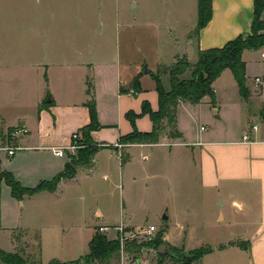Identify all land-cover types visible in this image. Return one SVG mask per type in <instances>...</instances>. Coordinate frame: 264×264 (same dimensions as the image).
Masks as SVG:
<instances>
[{
	"label": "crops",
	"instance_id": "0c3cea01",
	"mask_svg": "<svg viewBox=\"0 0 264 264\" xmlns=\"http://www.w3.org/2000/svg\"><path fill=\"white\" fill-rule=\"evenodd\" d=\"M212 7L211 20L194 40L191 34L196 31L197 23L195 29L194 26L188 27L183 36L174 35L176 30L171 27L168 48L148 50V53L155 54L152 63L148 62L147 51L141 46L132 45L136 35L129 27L125 32L129 42L125 54L119 57L116 53L107 60H96L92 29L85 28L79 37L72 33H58L56 45L52 48L46 42V30L40 26L31 28V31L28 27L18 28L26 36L17 38L10 34L14 28L0 26L1 168L11 172L25 187H34L40 181L51 180L64 171L71 153L67 151L66 156L60 157L52 148L69 145L72 134L92 122L91 102L95 104V122L98 125L89 132L90 140L94 143L113 146L121 136L133 132L134 125L127 117L129 112L138 114L135 118L138 131L151 132L154 122L148 113H143V106L147 103L152 110L157 111L160 104L157 83L152 73L162 72L164 66H171L188 56L190 41L195 57L199 50L223 47L238 36L252 34L254 0H213ZM194 9L191 11L198 16V0L194 3ZM252 51L259 52L262 59L251 57ZM166 57L168 61H163ZM242 58L246 62L247 100L242 98L232 71L233 80L217 84V79L227 68L213 82V97L206 96L199 103L180 101L175 125L170 126L167 119L163 120L160 138L170 141L132 146H167L168 159L174 160L182 170L171 172L170 198L173 196L178 202L188 203L191 190L204 192L207 189L219 198L220 206L206 221L214 224L218 231L221 224H225L224 230L229 235L222 242L218 238L213 244L206 241L191 243L189 233L193 230L190 227L192 224L177 223L181 231L176 233L175 225L169 224L171 211L165 220L168 221L167 226L162 229L163 239L173 246L183 247L184 251L203 245L212 246L214 250L205 254L199 264H264V120L258 130H253V124L247 131L248 120L264 118V83L259 84L255 80L256 77L264 79V46L256 50H244ZM145 66L150 70L148 73L144 71ZM139 74L140 87H135L132 82ZM166 75H161V82L166 90H170V78L169 83L166 82ZM120 88L125 91L121 92ZM204 109L209 110L206 116L215 123L212 133L205 135L208 127L202 129V125L199 138L192 140L184 125V117L196 121L195 112L203 116ZM236 119L238 124L233 123ZM165 124L168 130L173 131L169 136L163 134ZM17 126H24L27 132L10 136L9 131ZM175 132L180 136H175ZM245 133L249 134L248 140L244 139ZM10 146L22 148L9 155L3 148ZM103 150L106 148L95 153L92 165L79 166L74 177L63 178L55 191L25 194L19 199L12 195L9 185L3 182L6 194L2 198L0 193V242L4 231L29 228L23 220L22 208L36 200H55L62 192L61 188L66 189L73 183L80 186L83 180L91 178ZM123 175L124 172H118L117 179L120 181ZM153 176L157 177V172H153ZM104 178L117 182L111 172H104ZM155 193L158 195V192ZM166 211L163 210L162 219ZM93 212L92 215L98 218L104 217L99 206ZM87 222V229L91 231L86 239L89 252L92 238L100 233L108 236L99 229L109 225L95 224L93 218ZM120 224L125 225L127 230H133L131 226H136L130 218L127 222L121 220ZM232 226H240L239 232L235 229L232 234ZM230 241H238L242 245H227ZM221 245L226 246L220 248ZM0 248L3 249L1 243Z\"/></svg>",
	"mask_w": 264,
	"mask_h": 264
},
{
	"label": "rangeland",
	"instance_id": "374dc122",
	"mask_svg": "<svg viewBox=\"0 0 264 264\" xmlns=\"http://www.w3.org/2000/svg\"><path fill=\"white\" fill-rule=\"evenodd\" d=\"M195 2L196 0H0V26L14 28L10 33L14 38L26 36L25 33L18 31L20 27H28L31 31V28L40 26L46 30V42L52 48L56 45L55 37L58 33L63 35L72 33L79 37L85 28L92 29L94 58L107 60L116 53L119 57L125 54L129 45L125 36L128 27L136 35L132 45L141 46L147 53L148 50H152L151 48H168L171 27L175 28L176 32L173 34L176 36H183L188 27L194 26L195 29L197 16L196 12L191 11L195 10ZM262 20L257 30L259 34H264L263 16ZM196 38L197 34L194 31L191 39ZM250 55L262 59L259 52L252 51ZM148 56V62L152 63L155 54L148 53ZM166 59L167 57L163 61H168ZM196 60L197 56L189 59L192 64ZM193 70L194 67L191 66L180 78H192ZM169 78L166 75L164 79L169 83ZM232 78L234 79L231 70L227 69L216 82L222 85L229 79L233 80ZM207 111L209 110L203 111L205 116H199V113L195 112L196 121L184 117V125L190 133V139L199 138V129L202 125L208 127L205 135L212 133L215 123L206 116ZM262 120H264L262 117L248 120L247 131L253 124L263 122ZM233 123L238 124V120ZM164 133L169 136L173 131L168 130L165 124ZM168 141L170 140L160 138L158 143ZM88 142L90 147L88 148L87 144L86 149L96 147L99 151L106 148L99 154L95 174L82 183L80 181V186L73 183L66 189L61 188L62 192L55 200L44 199L45 204L42 200H36L22 208L23 220L29 228L4 231L5 235H2L0 242L4 250L19 254L27 264H48L53 259L74 260L88 252L86 239L91 231L87 229L86 221L89 223L93 218L95 224L108 223L109 238H116L118 232L115 226L120 224L121 220L127 222L130 218L136 224L131 226L133 229L140 226L147 228L154 224L159 231L153 234L151 237L153 238L167 226L168 221L162 219L163 210H167L168 214L171 211L172 218L169 224L175 225L176 233L181 231L177 223L192 224L190 227L193 230L189 233L191 243L206 241L213 244L218 238L222 242L228 237L229 234H226L228 232L224 230L225 224L220 223L221 229L218 231L214 224L206 221L217 206H220V200L213 191L191 190L188 203L178 202L173 196L170 198L171 172L182 170L174 160L168 159L167 146L132 147L146 143L144 138L137 136L119 140V147L105 143L96 144L89 139ZM78 153V151L75 154L71 153L69 161L76 159ZM94 155L95 153L88 161L84 158L78 161L76 172L79 166L92 165ZM104 172H111L115 179L118 172H124V175L120 181L117 179V182H112L111 179L104 178ZM153 172H157V177L153 176ZM2 187L0 193L3 198L6 191L5 187L4 190ZM155 192H158V195ZM97 206L104 212V217L92 215ZM235 229L238 233L240 226L233 227L232 234L235 233ZM145 240L147 239L128 241L124 249L131 242ZM167 242L169 248L175 252L174 256L161 257L153 247H144L138 253L129 254L125 250L123 255L120 251L117 258H112L106 264H182L178 259L181 256H189L192 250L184 251L183 247L173 246L168 240ZM79 264L85 263L81 261ZM192 264H199V261H193Z\"/></svg>",
	"mask_w": 264,
	"mask_h": 264
},
{
	"label": "trees",
	"instance_id": "16d2710c",
	"mask_svg": "<svg viewBox=\"0 0 264 264\" xmlns=\"http://www.w3.org/2000/svg\"><path fill=\"white\" fill-rule=\"evenodd\" d=\"M212 2L213 0H198V16L196 34L207 25L212 18ZM264 0H254V18L252 22V34L228 41L223 47L209 48L199 50L197 53V60L195 63H190L188 56H184L171 66H164L162 72L152 73V78L157 83V90L159 93V109L152 110L147 103L143 106V113H148L154 122V128L151 132H140L135 127V118L138 114L129 112L127 117L134 125V130L128 135L121 136L120 140H127L135 136L142 137L146 143H157L160 139V134L163 129V120L167 119L170 126H174L176 122V109L180 101H188L191 103H199L204 97L214 95L213 82L220 76L225 69H230L238 83L239 91L243 99L247 100L249 97V89L246 81V62L242 58V54L246 49H259L264 46V34L257 32L260 23L263 21ZM262 24V23H261ZM194 67L192 71V78H180L190 67ZM168 74L170 77V90H166L161 82V75ZM140 74L137 75L132 85L140 87ZM120 91H125L120 88ZM92 122L88 126L82 127L80 130L84 132L86 146L78 150L79 156L76 159L70 160L65 170L58 173L51 180H42L34 187L23 186L14 175L1 168L0 163V192L2 183L5 182L11 188V193L14 197L22 198L23 195H33L40 191L48 190L55 191L58 183L63 178H72L76 175V165L81 159L88 161L93 153L97 152V148L86 149L90 144L88 142L89 132L98 127L95 122L96 110L95 104L90 103ZM175 136H180L175 132ZM74 158V157H72ZM164 242L163 232L160 231L153 238L141 242H131L125 249L129 254L131 252H140L142 248H154L158 251L161 244ZM242 245L238 241H230L227 245ZM133 245V246H132ZM226 245H221L220 248ZM214 250L212 246L203 245L192 250L189 256H181L178 260L182 264H192L193 261H200V259L207 253ZM121 251V244L119 238H109L106 234L100 233L95 235L89 243V252L71 261H60L58 259L51 260L48 264H79L83 261L85 264L108 263L112 258L118 257ZM162 257L163 255L159 253ZM0 262L5 264H27L19 254L6 251L0 248Z\"/></svg>",
	"mask_w": 264,
	"mask_h": 264
},
{
	"label": "built area",
	"instance_id": "2783aa9c",
	"mask_svg": "<svg viewBox=\"0 0 264 264\" xmlns=\"http://www.w3.org/2000/svg\"><path fill=\"white\" fill-rule=\"evenodd\" d=\"M256 82L261 84L264 83V79L261 77H256L255 78ZM262 109L264 110V102L262 104ZM260 127L259 124H254L252 126L253 130H258ZM205 127H202V129H204ZM27 130L24 126H17L15 128H13L12 130L9 131L10 136L15 137L18 136L22 133H26ZM244 139L248 140L249 139V134L245 133L244 134ZM84 136L81 130L75 131L72 134V142L67 145V146H56L53 147V152L60 157H64L67 155V151H69L72 154H75L79 149L85 147V143H84ZM118 147L120 146V144H116ZM22 147L19 146H10V147H6L3 149H6L8 151L9 155L14 154L17 150L21 149ZM116 231L118 232L119 236H116V238H119L120 240V244H121V252L124 255V246L128 241H132L135 239H150L153 234L157 231V228L155 225H149L147 228L146 227H138L135 228L133 230H127V227L123 224H120L119 226L115 227ZM110 228L109 227H101L99 229L100 232H105L107 233V231H109ZM159 254V253H158Z\"/></svg>",
	"mask_w": 264,
	"mask_h": 264
},
{
	"label": "water",
	"instance_id": "95a60500",
	"mask_svg": "<svg viewBox=\"0 0 264 264\" xmlns=\"http://www.w3.org/2000/svg\"><path fill=\"white\" fill-rule=\"evenodd\" d=\"M187 54H188V57L189 58H192V56H193V44H192V41L189 42V50H188V53ZM144 71L146 73H148L150 70H149V68L147 66H145L144 67ZM168 218H169V215H168V212L166 211L164 213V215H163V219L164 220H167ZM158 252L160 254H162L163 256H166V255H172V256H174L175 255V252L169 248V244H168L167 241H164L161 244V246L158 249Z\"/></svg>",
	"mask_w": 264,
	"mask_h": 264
}]
</instances>
